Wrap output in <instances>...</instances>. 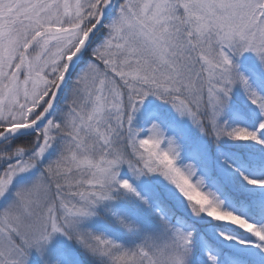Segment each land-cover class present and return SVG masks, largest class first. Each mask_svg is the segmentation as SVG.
Listing matches in <instances>:
<instances>
[{
    "label": "snow or ice",
    "instance_id": "6c2138e0",
    "mask_svg": "<svg viewBox=\"0 0 264 264\" xmlns=\"http://www.w3.org/2000/svg\"><path fill=\"white\" fill-rule=\"evenodd\" d=\"M32 252L264 264V0H0V264Z\"/></svg>",
    "mask_w": 264,
    "mask_h": 264
},
{
    "label": "rangeland",
    "instance_id": "374dc122",
    "mask_svg": "<svg viewBox=\"0 0 264 264\" xmlns=\"http://www.w3.org/2000/svg\"><path fill=\"white\" fill-rule=\"evenodd\" d=\"M236 62L240 66L241 70L248 69L250 67L256 66V60L252 53H245L240 58H237ZM36 254L35 252H32V255ZM29 264H34V258L30 257Z\"/></svg>",
    "mask_w": 264,
    "mask_h": 264
},
{
    "label": "trees",
    "instance_id": "16d2710c",
    "mask_svg": "<svg viewBox=\"0 0 264 264\" xmlns=\"http://www.w3.org/2000/svg\"><path fill=\"white\" fill-rule=\"evenodd\" d=\"M56 243H59V242H56ZM56 243L53 244V248L56 247ZM31 257L34 258V264H41L40 260L38 259L37 255L36 254H33L31 253Z\"/></svg>",
    "mask_w": 264,
    "mask_h": 264
}]
</instances>
